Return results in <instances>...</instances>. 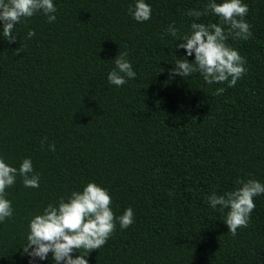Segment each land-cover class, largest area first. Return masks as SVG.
Returning a JSON list of instances; mask_svg holds the SVG:
<instances>
[{
    "label": "trees",
    "instance_id": "obj_1",
    "mask_svg": "<svg viewBox=\"0 0 264 264\" xmlns=\"http://www.w3.org/2000/svg\"><path fill=\"white\" fill-rule=\"evenodd\" d=\"M145 2L144 22L129 13L134 0H53L54 22L42 12L22 19L14 43L0 29V158L17 169L29 158L40 176L38 188L19 175L6 188L13 216L0 222V264H54L51 253L34 261L22 253L28 219L89 181L107 189L115 216L131 207L134 222L117 221L88 264H264V194L235 237L227 209L207 201L237 178L264 184V0H242L252 36L226 41L247 61L233 87L169 75L194 54L176 49L167 27L187 33L196 19L187 10L208 0ZM125 51L136 76L117 87L107 74Z\"/></svg>",
    "mask_w": 264,
    "mask_h": 264
},
{
    "label": "clouds",
    "instance_id": "obj_2",
    "mask_svg": "<svg viewBox=\"0 0 264 264\" xmlns=\"http://www.w3.org/2000/svg\"><path fill=\"white\" fill-rule=\"evenodd\" d=\"M248 11V5L242 0H220L219 3L217 0H208L202 10H187L188 16L196 18L187 33L180 34L175 24H170L166 31L179 41L175 48L184 49L187 56L194 54L192 61L183 56V59L177 58L175 66L169 71L170 77L179 75L185 78L198 73L209 85L227 82L229 87L235 86L247 71L244 66L247 61L226 41L229 36L241 40L252 36L250 25L243 19ZM37 12H42L49 23L56 20L53 0H0V29L5 40L14 43L17 40L13 35L15 26ZM129 13L134 20L144 22L151 18V6L145 0H134L129 5ZM210 13L219 18V24L196 22L201 16ZM34 35L35 32L29 30L27 38L31 39ZM21 51V48L15 49L16 54ZM127 55L125 51L115 56V67L107 74L109 83L117 87L136 76ZM224 91V88H217L215 95H221ZM46 142L47 137L42 138L41 146ZM48 150L55 151V144H48ZM17 175L22 178L25 187H39L40 176L33 172L29 158H23L18 169L0 158V222L13 216L12 204L6 198V188L15 184ZM236 184L239 186L223 195L213 192L207 196L213 209L217 205L221 211L227 209L223 222L233 237L237 235L238 229L249 226L251 213L255 209L254 197L264 194V184L256 179L237 178ZM110 204L111 197L107 189L92 181L87 182L82 190L72 191L66 199L60 197L48 203L38 214L28 219L22 253L30 261L36 258L45 260L51 253L54 264H88L86 257L92 250L105 245L117 221L121 229L128 228L134 222L131 207L117 217ZM80 250H83V255L79 254ZM74 252L78 254L73 255Z\"/></svg>",
    "mask_w": 264,
    "mask_h": 264
}]
</instances>
